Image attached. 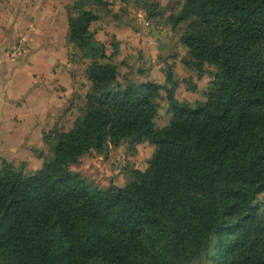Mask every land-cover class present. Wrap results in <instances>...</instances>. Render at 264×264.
<instances>
[{"label":"trees","instance_id":"trees-1","mask_svg":"<svg viewBox=\"0 0 264 264\" xmlns=\"http://www.w3.org/2000/svg\"><path fill=\"white\" fill-rule=\"evenodd\" d=\"M187 68L215 66L206 100L179 81L119 80L100 18L76 0L69 43L90 59L91 87L73 125L44 134L43 166L0 167V264H264V0H182ZM166 91L171 118L157 126ZM148 142L145 170L100 187L71 166L95 150Z\"/></svg>","mask_w":264,"mask_h":264},{"label":"rangeland","instance_id":"rangeland-1","mask_svg":"<svg viewBox=\"0 0 264 264\" xmlns=\"http://www.w3.org/2000/svg\"><path fill=\"white\" fill-rule=\"evenodd\" d=\"M75 1L67 7L73 5ZM104 1L106 4L101 6L93 7L90 4L87 5V8L95 9L100 16L92 26V29L95 30L91 31L94 35L96 32L101 31L99 38L96 37L106 45L109 54L115 53L111 61L118 65L120 81L138 82L151 80L158 82L161 80V83H165L166 71L170 70L174 78L180 82L175 94L176 97L178 95V100L194 103L207 99L212 88L211 81L215 66L205 64L201 70H198L184 67L182 64L184 67L182 70V68L175 69V62L167 61L168 58L188 57L187 48L182 43L181 37L190 19L183 22L176 21L183 8L182 0ZM146 20H150L154 29L145 24ZM105 23L108 24V27L104 26ZM154 24H159L162 29L156 28ZM158 38H162L163 44L160 43V45L156 46L155 43L159 44ZM13 40L16 42L15 47L6 55L5 59L6 61H22V58L29 52V49H32V46L28 44L22 35H16L15 39L11 38L12 42ZM145 40L148 42L146 50L141 46ZM8 44H5V46ZM12 45L13 43L8 45L9 50ZM67 46L69 47L70 59L79 65V69L77 68L78 71L75 74L79 75L80 79H83L84 87L87 88L86 81L88 76L86 69L91 61L90 59H88L89 62L83 61L82 52L77 46L69 42H67ZM153 59H156V61L152 62ZM22 74L18 81L29 79L26 74ZM89 84L91 87L90 81ZM24 85L25 83L22 84V81L18 82L17 85H13L12 90L20 92V88ZM158 102L160 108L156 123L157 126L162 127L168 124L172 115L168 109L166 91L163 90L161 92ZM34 106V99L31 98L23 109H31ZM82 107L78 103L72 112H70L71 109L63 110V115L56 123V128L69 129L72 125L71 121L73 122L79 116ZM3 130L2 134H4L5 144H16L21 134H23L21 131L13 132L9 125ZM33 151L37 155L42 156L43 163L45 158L52 155L46 144L45 148L33 149ZM153 152L154 146L148 142L140 143L134 149L130 148L129 143L123 142L120 146L113 147L105 156L93 150L71 167L92 179L100 187L108 186L111 182L124 185L131 169L145 170L147 168L148 160ZM22 165L25 167V162L22 161L17 164V166ZM260 199L264 203V193L260 195ZM194 264L210 263L206 260H197Z\"/></svg>","mask_w":264,"mask_h":264},{"label":"crops","instance_id":"crops-1","mask_svg":"<svg viewBox=\"0 0 264 264\" xmlns=\"http://www.w3.org/2000/svg\"><path fill=\"white\" fill-rule=\"evenodd\" d=\"M73 1L0 0V163L1 158H4L16 166L25 162V170L40 169L43 158L33 149L45 148V133L64 131L56 128L63 110L71 109L72 112L78 103L81 106L86 103L90 80L87 79L85 88L83 79L75 74L79 65L70 59L67 46V6ZM94 22L91 24L92 31L95 30L92 29ZM104 26L108 27V24L105 23ZM100 32H96L95 36L99 38ZM16 35H22L32 49H29L22 61H6V55L16 43L11 38L15 39ZM158 41L156 46L163 44L162 38H158ZM10 43L13 45L9 50ZM147 44L145 40L141 46L146 50ZM83 61L89 62L85 58ZM154 61L156 59L152 62ZM167 61L175 62V69L183 70L185 67L182 57L168 58ZM22 73L29 79L21 80L25 85L20 88V92H16L12 87L21 82L18 79ZM31 98L34 99L35 106L23 109ZM71 123L73 125L74 121ZM8 125L13 132H23L16 144H5L2 132Z\"/></svg>","mask_w":264,"mask_h":264},{"label":"built area","instance_id":"built-area-1","mask_svg":"<svg viewBox=\"0 0 264 264\" xmlns=\"http://www.w3.org/2000/svg\"><path fill=\"white\" fill-rule=\"evenodd\" d=\"M145 24L148 25L150 28L154 29V26L151 25L152 23L150 22V20H146ZM156 28H159L160 30L162 29V26H160L159 24H154Z\"/></svg>","mask_w":264,"mask_h":264}]
</instances>
